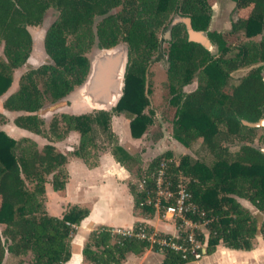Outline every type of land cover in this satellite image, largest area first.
<instances>
[{
	"label": "trees",
	"instance_id": "16d2710c",
	"mask_svg": "<svg viewBox=\"0 0 264 264\" xmlns=\"http://www.w3.org/2000/svg\"><path fill=\"white\" fill-rule=\"evenodd\" d=\"M210 0H0V97L12 82L16 68L24 65L32 52L33 37L29 26L39 25L49 8L59 11L47 27L44 49L50 61L27 69L19 78V87L3 100L5 110L22 112L13 120L37 134L49 132L56 140L72 130L80 134L73 154L89 166L91 148L98 132L112 134V117L124 113L130 119V133L141 137L153 123L155 110L145 112L150 104L148 81L150 61L157 53V32L172 14L192 17L196 30H207L212 20ZM236 7L249 9L232 22L231 32L242 31L248 39L234 54L223 32H210L217 54L197 42L178 40L168 49L167 93L174 107L173 135L195 153L183 154L178 163L168 162L174 183L181 173L188 180L194 200L208 219L200 237L206 242V254H213L219 244L232 249L250 250L259 232L264 238V220L251 209L264 213V153L255 140L264 143L259 128L249 127L242 119L258 121L264 105V0H233ZM96 18H99L96 21ZM261 35L259 40L253 37ZM71 37V39H70ZM125 43L130 62L124 78V93L111 110L74 114L60 112L45 127L40 110L49 100L57 103L82 85L91 70L87 55L92 48H110ZM252 66L231 90L226 88L230 69ZM197 77L196 89L184 86ZM0 112V264L6 255L15 264H65L72 256L71 237L76 226L90 210L70 205L62 217L51 215L44 206L46 184L54 190L66 188L68 156L53 143L43 147L28 138L19 140L7 134ZM113 154L121 163L131 158L123 147ZM173 156L172 151L158 154L145 172L156 170ZM98 159V158H97ZM52 175V178H50ZM150 186L153 181L149 180ZM134 207L151 217L156 209L141 205L146 191L130 185ZM251 203V209L243 201ZM143 222L134 225V231ZM151 232L153 228H148ZM161 235H169L161 233ZM147 249L162 251L160 264H187L180 252L161 248L135 234H118L113 227L101 225L91 231L82 248L85 260L92 264H122L127 255H140ZM30 255L29 260L25 257Z\"/></svg>",
	"mask_w": 264,
	"mask_h": 264
},
{
	"label": "rangeland",
	"instance_id": "374dc122",
	"mask_svg": "<svg viewBox=\"0 0 264 264\" xmlns=\"http://www.w3.org/2000/svg\"><path fill=\"white\" fill-rule=\"evenodd\" d=\"M212 4V20L209 29L217 30L224 33L226 39L230 44L232 51L228 56L236 52L237 46L247 40L248 38L244 36L243 32H231L232 22L239 17H243L247 14L249 9H241L236 7V2L233 0H210ZM59 11L56 8H49L45 15L43 22L39 25L29 26L30 33L33 37V48L31 55L28 61L19 68L14 70L13 82L8 90V92L1 98H5L9 93L16 91L19 87V78L20 76L29 68L38 67L39 65L49 62L50 57L45 52L44 49V37L46 32V27L58 17ZM99 18H96V21ZM261 35L253 37L255 40H259ZM71 39V37H70ZM124 44V43H120ZM98 52V48L94 47L87 55L92 60L95 54ZM213 54H217L216 45L213 44L211 50ZM0 54H3V45H0ZM166 52L159 58L157 53L152 57V62L148 71V81L151 87V93L149 95L150 104L145 108V112H150V109L155 110V115L153 116V123L149 125L148 129L144 132L141 137L135 138L130 133V119L125 115V112L120 114H114L112 117V134L108 132H98L95 138V145L91 148L93 157L91 161H95L102 152L114 151V148L121 146L120 140L126 145L133 146V152L131 158L126 159V165L128 166L130 177L127 180L128 187L130 185L134 186L138 190L137 184L141 179L145 170L149 166L150 162L161 153L166 151H172L173 156L168 160V162L178 163L179 158L188 152L194 154L195 147L199 148L200 143L196 142L193 148L185 146L180 140H178L173 135V114L174 107L169 104V95L167 93V68L168 64L166 62ZM252 66H241L237 68L230 69V76L226 84V88L231 90L235 85H237L242 76L248 73ZM264 74V69H263ZM198 85L197 77H194L193 80L184 86L186 92L196 89ZM83 84L77 86L68 96L58 101L57 103H52L49 100L45 102L44 107L40 110V116L45 119V127L49 128V124L52 121L55 115H58L60 112H69L74 114L93 112L98 110L91 107L84 100L82 95ZM20 112L12 111L5 113L3 119V127L9 129L10 126L14 125L13 120L18 116ZM2 127V128H3ZM115 128V130H114ZM264 134V127L259 128L258 135ZM43 140L46 141H56L55 137L49 132L45 131L44 134H40ZM42 140V141H43ZM72 140V139H71ZM133 140V141H132ZM48 142V143H49ZM256 145L263 146L264 143H258V139L255 140ZM38 146L41 147L39 143ZM71 144V143H70ZM133 144V145H132ZM74 148L77 145H73ZM43 147V146H42ZM122 147V146H121ZM124 148V147H123ZM126 150V148H124ZM183 180H187L186 177L179 174ZM172 176V175H171ZM179 177V176H178ZM131 191V189H130ZM96 192L95 195H100V191L94 189L92 194ZM109 194V191L108 193ZM87 195V194H85ZM71 200H76L70 196ZM103 201V200H101ZM243 203L247 207H251V203L247 200H244ZM128 209V208H127ZM251 209V208H250ZM112 216L116 218L113 221H119L125 219L129 213L120 206L112 207ZM138 211H144L141 208H137ZM252 213L258 218L259 225H261L264 220V213L257 211L255 208L251 209ZM146 214V213H145ZM147 215V214H146ZM153 219V224L147 223V228H153V231L161 234H172L178 232L174 225V221L171 218L164 217L163 212L156 209L155 213L151 216ZM111 221V220H110ZM119 223V222H114ZM156 226L158 228L155 229ZM4 227V224L0 225V229ZM79 225L76 228V233L71 237L72 245V254L76 260L75 264H92L83 258L82 248L85 245L86 241L89 238L90 232L84 231L85 229H79ZM114 228V227H113ZM116 229V228H114ZM166 230V231H164ZM83 234L84 237L80 239L78 234ZM30 255L25 257V260L30 259ZM164 258L162 251H154L152 249H147L144 253L140 255L131 254V258H127L125 264H160ZM16 259H9L7 255L2 264H15ZM23 264H27L23 263ZM188 264H264V238L259 232L253 240V247L250 250L243 249H232L223 244L217 246L216 251L213 254H204V256L199 260H193Z\"/></svg>",
	"mask_w": 264,
	"mask_h": 264
},
{
	"label": "crops",
	"instance_id": "0c3cea01",
	"mask_svg": "<svg viewBox=\"0 0 264 264\" xmlns=\"http://www.w3.org/2000/svg\"><path fill=\"white\" fill-rule=\"evenodd\" d=\"M3 100L4 98L0 97V112L5 115V113L12 111L3 109ZM3 123L1 124V128L3 127ZM2 129L14 139L19 140L23 137H28L36 143H39L41 147L49 142L43 140L40 134L22 128L15 123L13 126H10L9 129L5 127ZM79 138V132L72 130L65 138L49 142L53 143L60 151L68 156V161L66 163L68 180L66 188L62 191L54 190L51 182L46 184L44 206L47 212L51 215L62 217L66 209L72 204H78L89 208L90 213L88 217L79 225L80 230L86 228L84 231H92L101 225L125 229L132 228L139 222H143L146 225L147 223L154 225L151 217L142 211H138L134 207V196L127 182L130 177V172L126 165V161L125 163H121L117 160L112 151H104L100 153V156L96 159V165L89 166L83 159L73 154L76 148H74L73 145L76 144L78 146ZM119 143L122 147L126 148L130 154L134 153L133 146L126 145V143H123L121 140ZM50 178H52V175H50ZM94 189L97 193L100 191V195H95L96 192L93 195L92 191ZM108 191L109 194H107ZM70 196L76 198V200H71ZM116 206H120L121 210L122 208L124 210L126 209L129 215L125 219L113 221L116 217L112 216L111 209ZM153 227L158 230L156 226ZM78 237L81 239L84 235L80 233ZM73 254L65 264H75L76 260ZM131 254L133 253H129L127 258H131ZM7 258H9L8 255ZM126 261L122 264H125Z\"/></svg>",
	"mask_w": 264,
	"mask_h": 264
},
{
	"label": "built area",
	"instance_id": "2783aa9c",
	"mask_svg": "<svg viewBox=\"0 0 264 264\" xmlns=\"http://www.w3.org/2000/svg\"><path fill=\"white\" fill-rule=\"evenodd\" d=\"M168 160L152 172H144L139 180L138 191H146V198L141 205L147 204L163 212L164 217L171 218L178 232L169 235H161L155 231H149L146 224L138 227L137 231L132 228H113L114 233L135 234L140 238L147 239L161 248H170L180 252L185 259H201L206 254V242L200 237L205 231L209 221H200L195 216H205V211L194 200L193 193L188 187V180L178 177L174 183L170 172L167 170ZM182 175V174H181ZM183 176V175H182ZM153 181L150 186L149 180ZM77 228V226L75 225Z\"/></svg>",
	"mask_w": 264,
	"mask_h": 264
},
{
	"label": "water",
	"instance_id": "95a60500",
	"mask_svg": "<svg viewBox=\"0 0 264 264\" xmlns=\"http://www.w3.org/2000/svg\"><path fill=\"white\" fill-rule=\"evenodd\" d=\"M182 21L186 23L191 41L212 50L213 42L207 38L205 31L194 29L188 16L175 15L168 30ZM128 60L129 55L125 44H118L110 48L98 46V52L91 60L88 78L83 83L82 95L87 104L96 109H113L124 93V76ZM242 123L254 128L264 127V105L263 115L258 121L242 119ZM255 147L264 153L263 146L255 145Z\"/></svg>",
	"mask_w": 264,
	"mask_h": 264
},
{
	"label": "flooded vegetation",
	"instance_id": "af4514ba",
	"mask_svg": "<svg viewBox=\"0 0 264 264\" xmlns=\"http://www.w3.org/2000/svg\"><path fill=\"white\" fill-rule=\"evenodd\" d=\"M177 14L178 15H181L179 13H177ZM177 14H172L171 17L168 19V21L165 24H163L159 28V30L157 32V42H158L157 56L159 58H162V56L165 54V52H166V57L168 56L167 55L168 54V49L170 48L172 42H177L178 40L188 41V42H195V41H191L189 39V34H188V31H187L186 23L183 22V21L175 24L174 26H172L170 28V30H168V28H169V26H170V24L172 22V19ZM182 16H188V17H190L191 23L193 25V20H192V17L191 16H189V15H182ZM203 31H205V34H206L207 38H209L211 40V42H213V40L211 38V35H210V32L213 31V30H210L208 28L207 30H203ZM125 45L127 47V51H128V55H129L128 45L127 44H125ZM209 51H211V50H209ZM129 62H130V56H129V60H128L127 66L129 64ZM151 62H152V59H151L150 63ZM166 62L168 64V59H166ZM126 70H127V68H126ZM124 78H125V76H124Z\"/></svg>",
	"mask_w": 264,
	"mask_h": 264
},
{
	"label": "bare ground",
	"instance_id": "6f19581e",
	"mask_svg": "<svg viewBox=\"0 0 264 264\" xmlns=\"http://www.w3.org/2000/svg\"><path fill=\"white\" fill-rule=\"evenodd\" d=\"M92 107V106H91Z\"/></svg>",
	"mask_w": 264,
	"mask_h": 264
}]
</instances>
